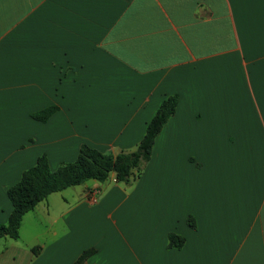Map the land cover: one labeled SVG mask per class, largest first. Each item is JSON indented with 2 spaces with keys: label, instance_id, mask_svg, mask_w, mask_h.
I'll use <instances>...</instances> for the list:
<instances>
[{
  "label": "crops",
  "instance_id": "obj_1",
  "mask_svg": "<svg viewBox=\"0 0 264 264\" xmlns=\"http://www.w3.org/2000/svg\"><path fill=\"white\" fill-rule=\"evenodd\" d=\"M170 96L130 183L50 195L0 264H264V0H0V224L40 156L133 152Z\"/></svg>",
  "mask_w": 264,
  "mask_h": 264
},
{
  "label": "trees",
  "instance_id": "obj_2",
  "mask_svg": "<svg viewBox=\"0 0 264 264\" xmlns=\"http://www.w3.org/2000/svg\"><path fill=\"white\" fill-rule=\"evenodd\" d=\"M178 101V96H170L161 103L133 152L104 153L83 144L74 162L63 163L56 170L50 168L46 155L40 156L36 165L24 171L21 180L7 191L13 211L8 222L0 224V239H17L23 217L54 193L81 186L91 179L105 182L112 174L117 182L130 183L135 172L140 173L150 161L156 138L174 115ZM58 109L57 106H51L33 113L31 117L46 122ZM188 223L195 226L192 218H189ZM183 244L184 238L176 234L169 236L170 247L180 248Z\"/></svg>",
  "mask_w": 264,
  "mask_h": 264
},
{
  "label": "built area",
  "instance_id": "obj_3",
  "mask_svg": "<svg viewBox=\"0 0 264 264\" xmlns=\"http://www.w3.org/2000/svg\"><path fill=\"white\" fill-rule=\"evenodd\" d=\"M91 202H96V197L95 196L92 197Z\"/></svg>",
  "mask_w": 264,
  "mask_h": 264
},
{
  "label": "rangeland",
  "instance_id": "obj_4",
  "mask_svg": "<svg viewBox=\"0 0 264 264\" xmlns=\"http://www.w3.org/2000/svg\"><path fill=\"white\" fill-rule=\"evenodd\" d=\"M154 156H155V159H157V153L156 152H155ZM4 224H6V223H4Z\"/></svg>",
  "mask_w": 264,
  "mask_h": 264
}]
</instances>
